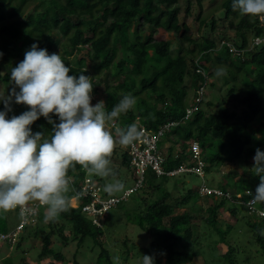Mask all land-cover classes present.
Wrapping results in <instances>:
<instances>
[{"label":"trees","instance_id":"16d2710c","mask_svg":"<svg viewBox=\"0 0 264 264\" xmlns=\"http://www.w3.org/2000/svg\"><path fill=\"white\" fill-rule=\"evenodd\" d=\"M204 2L0 0V81L5 85L11 83V68L24 59L33 44L46 48L49 54H60L71 69L70 75L92 78L93 93L99 92V82L106 84L107 110L126 94L136 98L134 109L116 121L118 127L136 124L139 129L140 119V124L156 131L169 122H178L163 136L166 139L160 140L168 151L165 168L193 166L192 145L197 142L206 176L217 173L221 179L218 189L232 193L234 198L240 194L245 201L240 204L227 197H205L215 204L206 209L203 227L200 224L201 231L196 236L190 209L204 196L199 193L200 187L189 188L184 176H199L191 172L158 176L149 169L141 186L115 207L126 214L122 216L126 218L124 225H137L152 236L149 247H141L129 235L120 242L117 240L113 247L107 246V240L103 239L104 218L110 211L102 218V227H98L82 210L89 199L80 198L78 207L71 206L70 201L69 210L52 222L44 221V209L40 208L14 245L8 240L0 243V264H70L62 248L72 243L78 246L72 264H117L116 257L123 264L129 258L138 257L139 248L143 251L160 248L165 264H195L200 255L206 264H249L253 247L264 264V217L247 211L248 215L242 216L247 220L241 222V210L230 204L246 209V201L251 198L246 191L254 195L260 183L251 168L256 149L264 151V42H255L256 38H264V28L260 18L233 11L232 0H222L218 17L213 11L201 17ZM189 16L200 20L197 30L202 31L201 35L190 33ZM226 20L235 34L232 36L225 28L216 36ZM159 30L172 35L176 41L156 39L154 34ZM219 67H226L227 75L217 77L215 72ZM96 71L103 73L104 79L97 77ZM218 84L220 100L207 99V87L216 88ZM190 92H193L191 102ZM193 105L197 109L185 120L187 109ZM11 109L9 118L29 110L14 101ZM3 110L4 104L0 102V111ZM53 119L59 122L58 117ZM31 127L34 133L43 131L51 135L52 125L43 117ZM167 143L170 146L166 149ZM115 152L120 158L118 176L122 168L128 170L135 180L134 186L128 189L135 188L140 178L131 165L129 146H124V150L115 148ZM230 162L237 165L238 171L225 174L222 167ZM69 175L72 200L81 191L87 175L79 166L70 170ZM92 178L104 190L105 181ZM176 190L180 196L172 203ZM104 193L119 197L105 190ZM257 207L264 210V205ZM221 209L237 221L223 225L219 219ZM8 230L7 213L0 212V234L10 233ZM247 231L250 243L243 245ZM36 241H40L39 247L34 246ZM90 242L98 246V256L94 261L83 263L85 258L80 259V248ZM222 247L227 251L220 250ZM244 247H251V251L246 252ZM4 248L8 256L1 254ZM154 264L160 261L154 258Z\"/></svg>","mask_w":264,"mask_h":264},{"label":"clouds","instance_id":"9594fccd","mask_svg":"<svg viewBox=\"0 0 264 264\" xmlns=\"http://www.w3.org/2000/svg\"><path fill=\"white\" fill-rule=\"evenodd\" d=\"M232 9L264 19V0H232ZM70 72L60 54H49L37 44L11 68L16 87L9 95H0L5 109L0 111V212L20 209L21 218L27 220L35 211L29 205H38L44 209L45 222L55 221L69 210L73 191L69 172L77 166L86 175L103 179L110 194L131 191L118 178L112 156L117 145L128 146L143 135L136 124L116 126L122 114L134 109L136 98L126 94L110 111L103 100L93 105L92 78ZM215 75H227V68H217ZM13 100L29 110L9 118ZM41 117L52 125L51 135L32 131ZM251 169L260 183L254 195L248 192L247 206L264 217V210L257 207L264 205V151L259 148ZM115 260L119 264V257ZM141 264H154V258L142 255Z\"/></svg>","mask_w":264,"mask_h":264},{"label":"rangeland","instance_id":"374dc122","mask_svg":"<svg viewBox=\"0 0 264 264\" xmlns=\"http://www.w3.org/2000/svg\"><path fill=\"white\" fill-rule=\"evenodd\" d=\"M222 3V0H205L204 4H203V9H202V14L201 17H203L204 15H209L212 11V14H214L215 16H219V12H221L220 10V5ZM182 13H185V10H182ZM187 22L188 24L192 27L190 33L194 34V35H201V33L197 30V27L200 24V20L196 19L195 16H189L187 18ZM220 26V25H219ZM230 24L229 21L226 20L223 24L221 23L220 28L216 31V36L217 33L220 31H224L223 29L228 28V33L231 34L232 36L235 34V31L233 29H230ZM204 30V29H203ZM155 38L158 40L161 39H165V40H171L172 42L176 41V38L173 37L172 35H169L168 33L164 32L163 30H159L154 34ZM96 64V63H95ZM1 74H5V71H2ZM101 72H97L96 71V76L100 77L101 79H104V75ZM113 79H111V83ZM219 84L216 86V88L210 86L207 87V99H214L215 102H218L220 100V96H219ZM15 84L14 82L11 80V83L8 85H5L2 81H0V95H9L12 91L13 88H15ZM106 84L104 82H99V92L97 94L92 93L93 99H92V104L95 105L98 101L103 100L105 102L106 99V94H105V88ZM218 90V91H217ZM16 91L18 92L19 89L16 88ZM215 92V93H214ZM193 92H190V102L193 100ZM14 101V100H13ZM2 103V102H1ZM15 103V102H14ZM16 104V103H15ZM118 124V122H116ZM166 138L163 137L161 140L162 142L165 140ZM161 142V141H160ZM162 142L160 144V149L162 150L161 152L165 155V157L168 155V151H165V149L162 147ZM166 149L169 148L170 144L167 143L166 145ZM116 148H120L121 150H124V146H120L117 145ZM112 161H113V165L115 167V169L117 170V168L119 167V162H120V158L117 157L116 152L114 150L113 156H112ZM238 171V167L234 162H230V163H225L224 166L222 167V171L225 174H228L230 172H237ZM118 178L123 181L124 183L126 182V188L128 187H132L135 184V180L132 177V174L130 172H128V170H126L125 168H122L121 170V174L120 176H118ZM185 181L187 183V186L189 188H198L200 187L203 183L204 180L197 177L196 175H185L184 176ZM205 183L206 185L212 187V188H218L221 185V179L218 176L217 173L212 174V175H208L205 178ZM115 196H122L123 194H113ZM174 198L171 200L172 203L176 202V199L179 198L180 196V192H178L177 190L174 191ZM203 196V195H202ZM211 204H215V201L212 199H205V197L201 198V200L195 204L194 206L191 207L190 209V213L194 216V220H193V225L195 226V232H196V236L199 235L200 233V224L203 227V217L207 216L206 213V209L211 206ZM231 206H234L236 208H238L240 211L241 217L244 215H248L247 210L244 209L241 206H236L233 205L232 203H230ZM77 202L75 200L71 201V206L76 208ZM126 215L122 210L120 209H111V211L108 213V215L104 218V216L101 217V221L102 218H104L105 220V240H107V246L109 247H113L115 245V242L118 240V242H120L121 240H123V238L126 235H129L131 237V239L137 243H139L141 245V247H149L151 242H152V236L150 234H148L147 232L143 231L140 227H138L137 225H130V226H126L124 224H126V218H123L122 216ZM8 216V231H12L16 225L20 222L21 220V216L18 213V210H13L7 213ZM219 219L221 221V223L224 225L225 223H235L237 220L235 217L231 216V214L225 210V209H221L219 211ZM247 219H244L242 217L241 222H244ZM240 222V225L242 224ZM243 227V225H241ZM248 233H245V235L247 237H244L243 240V245H248L247 243H250L248 238H250L249 234L250 232L247 231ZM210 233V231L207 232V234ZM237 234V233H236ZM235 234V235H236ZM243 239V238H242ZM41 243L40 241H36L34 242V246H40ZM120 245V244H119ZM118 245V247H119ZM118 247H116V249H118ZM93 248V249H92ZM96 248V249H95ZM254 249H252L251 251V247L250 248H245L246 252H250L251 251V258L252 261H250L249 264H262V257L258 254H256L255 252V247H253ZM97 249L98 246H95L94 243L90 242L88 244H86L84 247L80 248L81 251V256L80 259L82 260L83 258H85V260L83 261V263H89L90 260L94 261L97 259ZM64 254L66 255L67 259L70 261V264L73 263L74 260V254L76 253V251L78 250V246L76 243H72L67 247H63L62 248ZM220 250H222L223 252L227 251L226 247H222ZM1 254L4 255L6 254L8 256V252L7 250H5V248L3 250H1ZM138 257H132L127 259L126 261H123V264H141V259H142V255H148L151 256L153 258H155V260L160 261V264H165V256L163 251L159 248L156 251L153 250H149L146 249L145 251H143V249L138 250ZM142 254V255H141ZM242 256H244V252L241 253ZM248 254V253H247ZM248 257V256H247ZM246 257V258H247ZM46 264V262H45ZM195 264H206L205 262V258L204 256L200 255L198 257H196L195 259Z\"/></svg>","mask_w":264,"mask_h":264},{"label":"built area","instance_id":"2783aa9c","mask_svg":"<svg viewBox=\"0 0 264 264\" xmlns=\"http://www.w3.org/2000/svg\"><path fill=\"white\" fill-rule=\"evenodd\" d=\"M262 26L264 28V19H261ZM256 43L264 42V38H256ZM231 51L235 52L236 49L230 45ZM198 99V101H200ZM197 109V105H193L192 107L187 109V113L185 116V120L189 119L193 112ZM138 124L140 125L139 130L142 131L143 135L136 141H134L129 146V152L131 156V165L135 168L137 175L139 176V180L135 186V188L131 189L129 194L122 195L121 197L114 196H106L104 190L99 185L98 181L94 180L90 176H86L82 185L81 191L77 193V196L73 198L77 202L76 207H78V202L80 198H87L89 202L83 205V212L93 219V223L98 227H102L101 217L107 214L111 209L115 208L121 201L125 200L133 190L140 187L145 176L147 170L151 169L156 172L158 176L168 175L175 176L181 173H195L201 179L204 180V183L199 188L200 195L204 197L207 196H215V197H227L233 203H244L243 196L238 194L236 198L233 197V194L224 191L218 188H212L205 183V163L202 160L201 149L197 142L192 145V161L194 163L193 166L182 165L176 169H167L165 168L166 157L163 153L159 151L158 145L161 138L178 125V122H169L163 126H161L158 130L154 131L146 126L140 124V119H138ZM117 126V125H116ZM249 190L246 191V195H248ZM251 192V191H250ZM251 199V198H250ZM249 199V200H250ZM72 201V200H71ZM30 208H35L34 212L28 214V219L24 220L21 218L20 222L16 225V227L8 234H0V243L8 240L12 245H14L21 232L24 228L33 222L40 212V208L38 205H29ZM246 207L247 201H246ZM20 214V209H17ZM249 210V208H248ZM250 213L256 214L249 210ZM259 216V215H257Z\"/></svg>","mask_w":264,"mask_h":264},{"label":"bare ground","instance_id":"6f19581e","mask_svg":"<svg viewBox=\"0 0 264 264\" xmlns=\"http://www.w3.org/2000/svg\"><path fill=\"white\" fill-rule=\"evenodd\" d=\"M200 192V191H199ZM73 200V199H72Z\"/></svg>","mask_w":264,"mask_h":264}]
</instances>
